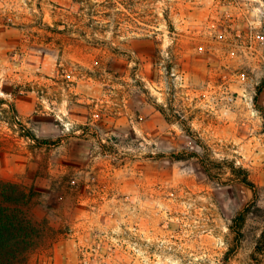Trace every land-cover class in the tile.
Wrapping results in <instances>:
<instances>
[{
  "label": "rangeland",
  "instance_id": "obj_1",
  "mask_svg": "<svg viewBox=\"0 0 264 264\" xmlns=\"http://www.w3.org/2000/svg\"><path fill=\"white\" fill-rule=\"evenodd\" d=\"M0 180L14 264H264V0H0Z\"/></svg>",
  "mask_w": 264,
  "mask_h": 264
},
{
  "label": "trees",
  "instance_id": "obj_2",
  "mask_svg": "<svg viewBox=\"0 0 264 264\" xmlns=\"http://www.w3.org/2000/svg\"><path fill=\"white\" fill-rule=\"evenodd\" d=\"M29 136L27 135V138L38 141L33 135ZM41 144L46 143L43 141ZM230 173L243 185L254 189L245 169L232 165ZM25 199L26 195L16 186L0 180V264H14L31 245V226L15 208L8 207L20 205ZM240 220L242 221V218Z\"/></svg>",
  "mask_w": 264,
  "mask_h": 264
}]
</instances>
